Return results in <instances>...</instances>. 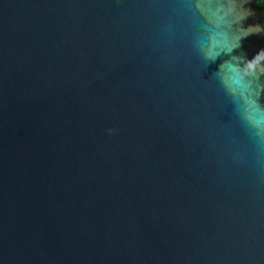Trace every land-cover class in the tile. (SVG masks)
<instances>
[{"label":"water","instance_id":"95a60500","mask_svg":"<svg viewBox=\"0 0 264 264\" xmlns=\"http://www.w3.org/2000/svg\"><path fill=\"white\" fill-rule=\"evenodd\" d=\"M0 264H264L254 0H0Z\"/></svg>","mask_w":264,"mask_h":264},{"label":"trees","instance_id":"16d2710c","mask_svg":"<svg viewBox=\"0 0 264 264\" xmlns=\"http://www.w3.org/2000/svg\"><path fill=\"white\" fill-rule=\"evenodd\" d=\"M254 5L259 12L260 26L264 34V0H254Z\"/></svg>","mask_w":264,"mask_h":264}]
</instances>
